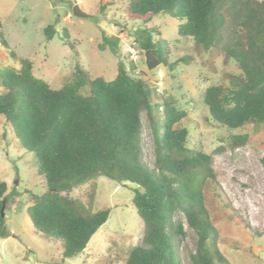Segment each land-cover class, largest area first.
Listing matches in <instances>:
<instances>
[{
	"label": "trees",
	"instance_id": "trees-1",
	"mask_svg": "<svg viewBox=\"0 0 264 264\" xmlns=\"http://www.w3.org/2000/svg\"><path fill=\"white\" fill-rule=\"evenodd\" d=\"M126 13L144 22L169 14L179 20L180 36L233 59L240 73H228L227 85L213 84L204 92L210 116L231 129L264 123V0H128ZM45 32L52 38L53 25ZM63 35L75 50L67 30ZM104 39L120 56V39ZM0 40L9 47L1 20ZM136 41L149 69L172 66L168 41L157 28H142ZM10 54L20 66L0 69V116L22 146L36 153L45 190L31 193L26 212L38 231L62 244L64 257L82 251L111 212L105 208L87 216L68 192L105 175L137 184L132 203L146 223L144 245L131 248L124 264H182L176 240L184 230L174 219L177 210L198 235L192 264L226 262L205 200L206 184L216 177L212 156L188 145V128L181 125L184 109L122 59L113 79L92 77L77 63L67 81L55 88L35 75L32 60ZM143 110L152 128L153 167L142 156ZM246 142V133L232 137L234 145ZM261 161L264 166V154ZM18 196L0 177V237L10 235L6 212Z\"/></svg>",
	"mask_w": 264,
	"mask_h": 264
},
{
	"label": "rangeland",
	"instance_id": "rangeland-1",
	"mask_svg": "<svg viewBox=\"0 0 264 264\" xmlns=\"http://www.w3.org/2000/svg\"><path fill=\"white\" fill-rule=\"evenodd\" d=\"M128 0H0V20L8 41L0 40V69L19 68L10 54L29 58L35 75L58 88L67 81L79 63L92 77L113 79L118 62L136 66L165 97L173 99L187 115L181 125L188 128V145L212 156L215 179L205 187V200L217 229V244L226 262L217 264H264V123L231 129L211 116L204 102L206 88L228 84V73H240L238 64L216 48L204 49L192 37L178 34L179 20L161 13L149 22L126 13ZM78 4L86 15H76ZM53 25L48 39L45 29ZM144 27H155L167 39L172 66L149 69L136 35ZM67 30L75 50L64 39ZM120 39V56L104 37ZM155 38L158 36L155 35ZM78 51V52H76ZM4 89L0 85V92ZM141 149L144 161L154 165L151 123L146 110L141 113ZM248 135V142L234 145V134ZM0 177L8 190H16L18 201L6 212L9 236L0 237V264H124L128 252L144 245L145 221L132 203L137 184L95 176L75 186L68 195L76 198L82 212L92 216L101 209L111 212L73 257L63 256L60 242L47 239L32 224L26 207L31 193L40 194L45 182L37 169L34 151L25 149L0 116ZM175 221L183 223L184 234L176 240L182 264H192L191 254L198 242L196 231L184 213L177 210Z\"/></svg>",
	"mask_w": 264,
	"mask_h": 264
},
{
	"label": "water",
	"instance_id": "water-1",
	"mask_svg": "<svg viewBox=\"0 0 264 264\" xmlns=\"http://www.w3.org/2000/svg\"><path fill=\"white\" fill-rule=\"evenodd\" d=\"M74 13L76 14V15H86V13L85 12H83L82 10H81V8L79 7V5L78 4H76L75 6H74ZM2 215L4 216L5 215V206H3L2 207Z\"/></svg>",
	"mask_w": 264,
	"mask_h": 264
}]
</instances>
